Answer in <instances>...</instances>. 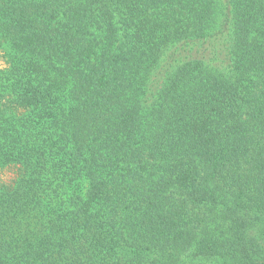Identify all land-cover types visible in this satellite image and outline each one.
I'll list each match as a JSON object with an SVG mask.
<instances>
[{"label":"trees","instance_id":"16d2710c","mask_svg":"<svg viewBox=\"0 0 264 264\" xmlns=\"http://www.w3.org/2000/svg\"><path fill=\"white\" fill-rule=\"evenodd\" d=\"M0 264H264V0H0Z\"/></svg>","mask_w":264,"mask_h":264},{"label":"rangeland","instance_id":"374dc122","mask_svg":"<svg viewBox=\"0 0 264 264\" xmlns=\"http://www.w3.org/2000/svg\"><path fill=\"white\" fill-rule=\"evenodd\" d=\"M8 51L4 48H0V69H4L8 66ZM13 177V172L9 170H4L3 172L0 173V181H5L8 182L10 179ZM256 234H259V237L263 238L264 242V224H258L257 227L255 228ZM201 262L198 261H190L189 263L193 264H217V262L213 260H200Z\"/></svg>","mask_w":264,"mask_h":264}]
</instances>
